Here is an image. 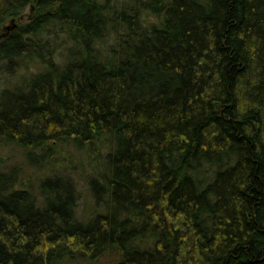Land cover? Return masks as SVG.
I'll return each mask as SVG.
<instances>
[{"label": "trees", "instance_id": "16d2710c", "mask_svg": "<svg viewBox=\"0 0 264 264\" xmlns=\"http://www.w3.org/2000/svg\"><path fill=\"white\" fill-rule=\"evenodd\" d=\"M67 145L95 211L0 162V264H264V0H0V148Z\"/></svg>", "mask_w": 264, "mask_h": 264}, {"label": "rangeland", "instance_id": "374dc122", "mask_svg": "<svg viewBox=\"0 0 264 264\" xmlns=\"http://www.w3.org/2000/svg\"><path fill=\"white\" fill-rule=\"evenodd\" d=\"M32 13L33 10L28 7L23 16L19 18L16 23L27 21ZM65 52V48L64 50L61 49L63 55L61 54L58 56L64 58ZM59 57H57L58 60ZM20 73L21 72H19L18 75H20ZM3 79L6 80V76H3L2 80ZM17 79H19V77L13 80ZM6 81L11 82L12 80ZM103 157L104 150L100 148V145H96L94 150L87 149L86 151H80L71 145H67L62 149L56 148L50 162L45 164V166L43 165L40 170H37L38 168H35L36 166L34 167V165L27 160L20 149L14 147L0 148V162L4 165L3 167L6 170H15L26 186L31 185L34 189H37L39 181L51 174H65L70 176L74 180L79 194L77 217L80 219L83 218V216L92 214L93 210L95 211L93 206L94 201L88 182L90 177L94 176L97 172L96 170L99 169L97 167L103 160Z\"/></svg>", "mask_w": 264, "mask_h": 264}, {"label": "water", "instance_id": "95a60500", "mask_svg": "<svg viewBox=\"0 0 264 264\" xmlns=\"http://www.w3.org/2000/svg\"><path fill=\"white\" fill-rule=\"evenodd\" d=\"M17 26V23L15 20H12V24L6 25L3 29L5 31H10L11 29L15 28Z\"/></svg>", "mask_w": 264, "mask_h": 264}]
</instances>
